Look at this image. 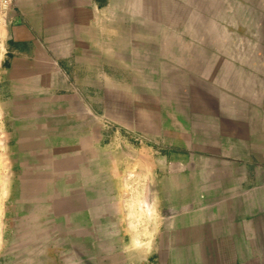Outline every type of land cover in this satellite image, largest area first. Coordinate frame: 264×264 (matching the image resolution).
Returning <instances> with one entry per match:
<instances>
[{
	"label": "crops",
	"instance_id": "0c3cea01",
	"mask_svg": "<svg viewBox=\"0 0 264 264\" xmlns=\"http://www.w3.org/2000/svg\"><path fill=\"white\" fill-rule=\"evenodd\" d=\"M16 7L0 50L13 110L48 98L60 111L98 112L103 101L174 123L176 215L151 264H264V0Z\"/></svg>",
	"mask_w": 264,
	"mask_h": 264
},
{
	"label": "rangeland",
	"instance_id": "374dc122",
	"mask_svg": "<svg viewBox=\"0 0 264 264\" xmlns=\"http://www.w3.org/2000/svg\"><path fill=\"white\" fill-rule=\"evenodd\" d=\"M2 61L0 264L153 263L157 237L176 215L168 113H122L103 101L98 112H67L48 98L39 110H13Z\"/></svg>",
	"mask_w": 264,
	"mask_h": 264
},
{
	"label": "built area",
	"instance_id": "2783aa9c",
	"mask_svg": "<svg viewBox=\"0 0 264 264\" xmlns=\"http://www.w3.org/2000/svg\"><path fill=\"white\" fill-rule=\"evenodd\" d=\"M17 21L16 0H0V50L3 45V31Z\"/></svg>",
	"mask_w": 264,
	"mask_h": 264
}]
</instances>
